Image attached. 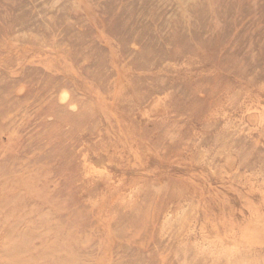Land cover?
I'll return each mask as SVG.
<instances>
[{"label":"rangeland","instance_id":"rangeland-1","mask_svg":"<svg viewBox=\"0 0 264 264\" xmlns=\"http://www.w3.org/2000/svg\"><path fill=\"white\" fill-rule=\"evenodd\" d=\"M0 264H264V0H0Z\"/></svg>","mask_w":264,"mask_h":264},{"label":"bare ground","instance_id":"bare-ground-1","mask_svg":"<svg viewBox=\"0 0 264 264\" xmlns=\"http://www.w3.org/2000/svg\"><path fill=\"white\" fill-rule=\"evenodd\" d=\"M252 113V112H251ZM251 115V116H250ZM249 116L251 117V119H254V120H256L255 118H256V114H250ZM247 118H248V120H250L249 119V117L247 116ZM252 121V120H251ZM253 122V121H252ZM260 122V121H259ZM254 126V125H253ZM258 127V126H257Z\"/></svg>","mask_w":264,"mask_h":264}]
</instances>
